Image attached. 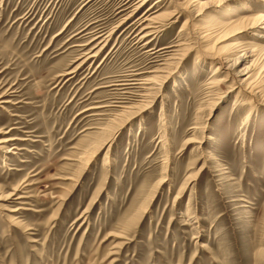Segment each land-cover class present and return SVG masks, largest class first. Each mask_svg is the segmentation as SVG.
<instances>
[{"label": "rangeland", "instance_id": "374dc122", "mask_svg": "<svg viewBox=\"0 0 264 264\" xmlns=\"http://www.w3.org/2000/svg\"><path fill=\"white\" fill-rule=\"evenodd\" d=\"M191 1L0 0V264H264V0Z\"/></svg>", "mask_w": 264, "mask_h": 264}, {"label": "bare ground", "instance_id": "6f19581e", "mask_svg": "<svg viewBox=\"0 0 264 264\" xmlns=\"http://www.w3.org/2000/svg\"><path fill=\"white\" fill-rule=\"evenodd\" d=\"M201 4H202V1L201 0H192L191 1V6L194 9H197V7L200 6ZM194 11L196 12V10H194ZM200 13L201 12H198V14H200ZM243 21H246V23H243L242 25H239L240 22L238 23V21H236V20L227 23V26H228L227 27V30H229V28H230L229 26H233L234 27V25H236L235 29L238 30L237 32L239 33V32L247 31V30H249L251 28H254L256 26H259L260 24H263L262 28L264 29V14H258V15L254 16V17L244 18ZM233 29L234 28H232V30ZM259 34H262L261 36L264 37V30H263L262 33H259ZM247 44L248 43H246V42H242V41H238L237 40V41H234V42L230 43L229 46L231 48L232 47H234V48H241L243 50V52H245L244 55L242 54L241 56H250V55H253L254 54L253 52L255 51V46L248 47ZM224 54H226V53H224ZM227 55L228 54H226V56ZM231 75L233 76V73ZM250 79H251L250 76L245 77V78L238 77V76L237 77H234L233 76V81L235 82V84H238L237 87H234V88H239L240 91H245V92L249 93L252 97H256V95L260 93L261 89H259L256 85H254L253 82ZM252 97H251V99H252ZM2 98H3V96H0V99H2ZM1 102H5V100H0V103ZM8 140H10V139L0 140V144H2L4 142H7ZM11 195H14V193H10L9 195H0V201L10 198ZM18 198H21V196H18ZM0 207H1V205H0ZM15 219L16 218L12 217V221H15Z\"/></svg>", "mask_w": 264, "mask_h": 264}]
</instances>
